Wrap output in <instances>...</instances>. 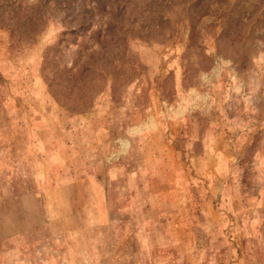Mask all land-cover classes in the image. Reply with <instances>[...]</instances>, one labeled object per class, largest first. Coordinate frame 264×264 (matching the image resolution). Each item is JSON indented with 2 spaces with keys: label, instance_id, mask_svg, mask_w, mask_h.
Wrapping results in <instances>:
<instances>
[{
  "label": "rangeland",
  "instance_id": "rangeland-1",
  "mask_svg": "<svg viewBox=\"0 0 264 264\" xmlns=\"http://www.w3.org/2000/svg\"><path fill=\"white\" fill-rule=\"evenodd\" d=\"M0 264H264V0H0Z\"/></svg>",
  "mask_w": 264,
  "mask_h": 264
}]
</instances>
